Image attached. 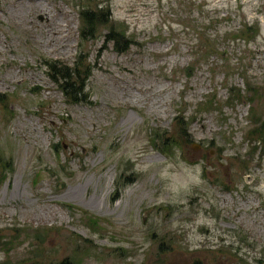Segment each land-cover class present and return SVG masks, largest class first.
I'll use <instances>...</instances> for the list:
<instances>
[{"label":"rangeland","instance_id":"rangeland-1","mask_svg":"<svg viewBox=\"0 0 264 264\" xmlns=\"http://www.w3.org/2000/svg\"><path fill=\"white\" fill-rule=\"evenodd\" d=\"M95 5L126 51L107 27L82 37ZM79 55L73 102L44 62ZM0 96V226L28 233L12 260L264 264V146L246 136L264 119V0H0Z\"/></svg>","mask_w":264,"mask_h":264},{"label":"trees","instance_id":"trees-1","mask_svg":"<svg viewBox=\"0 0 264 264\" xmlns=\"http://www.w3.org/2000/svg\"><path fill=\"white\" fill-rule=\"evenodd\" d=\"M80 16L84 23V27L81 31L82 37L92 38L94 37L98 28L107 27L104 36L105 42H113L114 49L118 52H124L129 48L131 39L125 36V30H117L112 24L109 25L111 14L108 8L104 10L103 8H98L96 5L92 8L86 7L81 9ZM248 30L253 31L252 28H248L247 30H242L239 33H235L233 37L236 39L240 38V36H245V33ZM85 61L86 58L83 55H79L72 67L62 64L56 60L44 62V64L49 69L50 78L73 102L87 100L84 88L86 81L89 78L91 67L89 64H86ZM233 97L237 100L242 97L240 89H235L233 92ZM181 122L182 127H180V130L185 133L187 130L186 123L183 120H181ZM246 136L251 138L254 136H256V138H264V127L262 129H260L258 126H255L253 129L250 128L246 132ZM164 144H167L168 149L170 146L172 147V144L167 143V141H164ZM165 149L167 150V148Z\"/></svg>","mask_w":264,"mask_h":264},{"label":"flooded vegetation","instance_id":"flooded-vegetation-1","mask_svg":"<svg viewBox=\"0 0 264 264\" xmlns=\"http://www.w3.org/2000/svg\"><path fill=\"white\" fill-rule=\"evenodd\" d=\"M247 91L252 90L254 93V89L256 90L255 87L252 86H248ZM241 92V90H240ZM250 95V94H249ZM244 98L241 97L240 100H243ZM247 99H250L252 101V97L248 96ZM254 111H256L255 109L251 110V115H250V119L253 123H255V126H258L260 129H262L264 127L263 123H264V119L261 118V111L257 110L258 113H254ZM260 112V114H259ZM261 116V117H260ZM257 118V120H256ZM254 126V127H255ZM252 127V129L254 128ZM249 139L251 137H248ZM246 137V139H248ZM257 140L259 142H261V144L264 146V138H257ZM253 149V148H252ZM246 179V178H245ZM247 179H251V178H247ZM252 179L254 180V178L252 177ZM22 236L24 234H27L26 232L23 231V229H20V227H1L0 226V252H4L6 257L3 260H0V264H28L25 261H21L19 262L18 260H12L14 253L16 252V250L18 249L19 245L24 241ZM39 236V235H38ZM40 240V238H38ZM91 248L90 247H75L73 249L72 255L69 256L68 258H65L63 260H60L59 262H57L56 264H88L87 261L89 258H91V256H96V254H94L93 252H91ZM31 253L33 252V256L34 258L38 261L39 257L42 255V252L40 249H33L30 251ZM98 257V256H96ZM12 258V259H11ZM33 259V257L31 258ZM12 260V262H11ZM54 264V263H51ZM205 264V263H203Z\"/></svg>","mask_w":264,"mask_h":264},{"label":"bare ground","instance_id":"bare-ground-1","mask_svg":"<svg viewBox=\"0 0 264 264\" xmlns=\"http://www.w3.org/2000/svg\"><path fill=\"white\" fill-rule=\"evenodd\" d=\"M42 8H44V7H42ZM46 12V11H45ZM73 197V196H72Z\"/></svg>","mask_w":264,"mask_h":264}]
</instances>
